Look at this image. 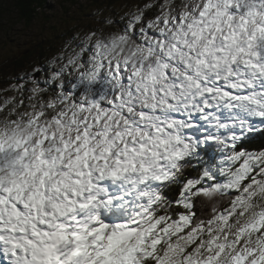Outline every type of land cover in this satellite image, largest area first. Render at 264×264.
Masks as SVG:
<instances>
[{
    "label": "snow or ice",
    "instance_id": "6c2138e0",
    "mask_svg": "<svg viewBox=\"0 0 264 264\" xmlns=\"http://www.w3.org/2000/svg\"><path fill=\"white\" fill-rule=\"evenodd\" d=\"M103 23L0 103V264H264V0Z\"/></svg>",
    "mask_w": 264,
    "mask_h": 264
},
{
    "label": "rangeland",
    "instance_id": "374dc122",
    "mask_svg": "<svg viewBox=\"0 0 264 264\" xmlns=\"http://www.w3.org/2000/svg\"><path fill=\"white\" fill-rule=\"evenodd\" d=\"M144 2L146 0H79L78 3H72L71 0H49L52 7L46 9L31 25L17 16L13 5L7 4L10 13H7L3 28L0 29V79L6 74L8 82L0 83V103L11 95H17L11 90V85L23 82H16L15 78L24 80L25 74L36 67L41 69L38 75L43 76L49 72L50 62L61 53L51 55L48 53L51 47H64L77 34L83 37L89 30L105 26L103 22L109 17L117 22L113 27L118 26L130 6ZM34 48L39 50L29 56L24 68H7L8 63L20 61L26 50Z\"/></svg>",
    "mask_w": 264,
    "mask_h": 264
},
{
    "label": "trees",
    "instance_id": "16d2710c",
    "mask_svg": "<svg viewBox=\"0 0 264 264\" xmlns=\"http://www.w3.org/2000/svg\"><path fill=\"white\" fill-rule=\"evenodd\" d=\"M49 0H0V29L3 28L2 23L5 21V17L7 13H10L8 10L7 4L13 5V9L17 13V16L24 21L26 24L31 25L34 23L36 18L44 14L46 9H49L50 5L48 3ZM72 3H78L79 0H71ZM8 20V19H7ZM11 21V20H10ZM29 49L26 50L23 54L20 61L16 60L15 62L8 63L6 66L7 68H24L26 62L29 60V56L32 54H35L39 49L34 48V50ZM64 50V47L57 46V48L51 47L50 53L51 55L56 52L58 54ZM46 65H49L48 63L45 62ZM6 69V67L4 68ZM6 74H3L4 78L0 79V83H6L8 82ZM16 82H24L21 78H15ZM11 84V83H9ZM27 95V93H25ZM12 96V95H11ZM18 96V94L16 95ZM19 98V97H18ZM246 143L249 145L250 149H255L259 148L260 146L264 145V133H257L255 136L251 137L249 141H246ZM173 193V194H171ZM178 193V185H171L169 188V196H175ZM225 203H226V198H225Z\"/></svg>",
    "mask_w": 264,
    "mask_h": 264
}]
</instances>
